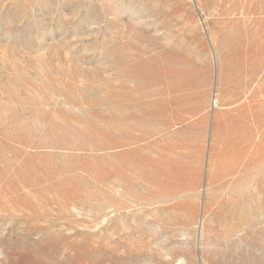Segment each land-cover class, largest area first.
<instances>
[{"label": "rangeland", "instance_id": "rangeland-1", "mask_svg": "<svg viewBox=\"0 0 264 264\" xmlns=\"http://www.w3.org/2000/svg\"><path fill=\"white\" fill-rule=\"evenodd\" d=\"M0 264H264V0H0Z\"/></svg>", "mask_w": 264, "mask_h": 264}]
</instances>
